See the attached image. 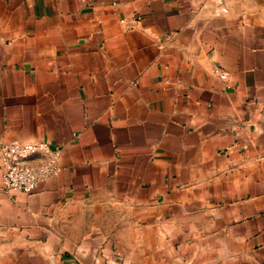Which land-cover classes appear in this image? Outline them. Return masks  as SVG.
<instances>
[{
	"label": "crops",
	"instance_id": "crops-1",
	"mask_svg": "<svg viewBox=\"0 0 264 264\" xmlns=\"http://www.w3.org/2000/svg\"><path fill=\"white\" fill-rule=\"evenodd\" d=\"M0 264H264V0H0Z\"/></svg>",
	"mask_w": 264,
	"mask_h": 264
},
{
	"label": "built area",
	"instance_id": "built-area-1",
	"mask_svg": "<svg viewBox=\"0 0 264 264\" xmlns=\"http://www.w3.org/2000/svg\"><path fill=\"white\" fill-rule=\"evenodd\" d=\"M60 156V150L51 148L47 142H5L0 147L1 192L31 194L39 184L61 172Z\"/></svg>",
	"mask_w": 264,
	"mask_h": 264
}]
</instances>
